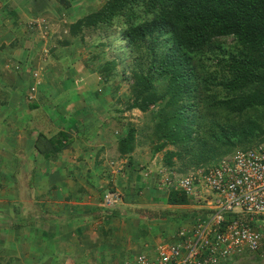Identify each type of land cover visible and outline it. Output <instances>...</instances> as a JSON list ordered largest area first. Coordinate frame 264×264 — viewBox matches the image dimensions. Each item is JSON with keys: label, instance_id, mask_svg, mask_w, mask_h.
Masks as SVG:
<instances>
[{"label": "trees", "instance_id": "obj_1", "mask_svg": "<svg viewBox=\"0 0 264 264\" xmlns=\"http://www.w3.org/2000/svg\"><path fill=\"white\" fill-rule=\"evenodd\" d=\"M55 1L67 7L66 0ZM67 27L60 46L74 37L82 42L84 31L117 35L113 50L120 59L131 57L126 109L144 112L158 102L149 139L156 142L153 152L174 148L165 151L167 165L172 157L186 161V167L214 163L235 146L264 140V0H105ZM116 65L112 58L95 70L108 83ZM132 135L128 130L116 138L119 154H129ZM167 192L166 204H187L182 192Z\"/></svg>", "mask_w": 264, "mask_h": 264}, {"label": "crops", "instance_id": "obj_2", "mask_svg": "<svg viewBox=\"0 0 264 264\" xmlns=\"http://www.w3.org/2000/svg\"><path fill=\"white\" fill-rule=\"evenodd\" d=\"M17 2L0 0V45L13 39L12 34H23L21 24L32 10L45 12L54 0H20L18 4L27 5L20 8ZM65 30H58L60 40L67 37ZM69 40L50 46V56L43 61L51 64H45L49 73L37 77L21 63L33 43L28 36L18 38L21 47L11 54L0 48V264H69L71 241L91 239L72 234V228L119 213L118 207L109 210L101 200L106 188L113 190L104 183L117 175L108 168V153L115 152L124 162L118 169L131 164L116 152L115 133L100 109L99 88H89L94 80L77 64L79 40ZM17 65L16 73L12 69ZM5 129L11 131L5 134ZM57 135L60 140L54 139ZM137 196L121 203L147 205Z\"/></svg>", "mask_w": 264, "mask_h": 264}, {"label": "rangeland", "instance_id": "obj_3", "mask_svg": "<svg viewBox=\"0 0 264 264\" xmlns=\"http://www.w3.org/2000/svg\"><path fill=\"white\" fill-rule=\"evenodd\" d=\"M66 1L67 7L61 9L54 0L50 6H47L45 12H39L38 8H36V11L32 10L35 9V5L34 7L28 6V10H32V13L27 16L28 18L22 15L24 19L27 18L25 19V23L21 24L23 34H17L16 36L12 34L11 37L13 39L7 43H2L3 53L11 54L13 50L21 47V44L17 42L18 38L28 36L31 39L33 43L29 46L30 52L26 60L21 63L26 65L28 72L35 74L33 75L35 77L38 74L41 75V73L45 75L49 73L48 71L46 72V69L47 65L51 66V64L43 63V61L50 56V46L54 43L56 44V40H60L58 30L61 31V28L66 26L65 32L67 33V26L69 24L82 14H85V12L97 9L105 0H85V2L84 0ZM18 2L15 3L17 8L23 5L27 6L21 2L18 4ZM8 8L10 9L11 6L8 5ZM22 13L27 14V11H22ZM7 26L9 28L10 25L7 23ZM111 31H105L104 29L94 30L90 33L84 31L82 42L80 40L78 42L79 57L76 61L81 66V69L84 68L86 72L84 74H89L94 80V83L89 88L91 90L99 88V91L97 89V93L101 94L102 99V107L100 109L102 110V115L105 114V116L108 115L109 117L107 118L108 125L111 126L112 132L115 133L114 146L117 145L116 138L123 137L128 130L133 131L130 155H121L116 149L118 156L120 158L123 157L131 165H128L130 167H126V169H118L124 162L120 163L114 157L116 155L115 152L108 153L107 159L110 161L108 168L114 171L113 174L117 175L108 180L107 183H104V185L106 187L109 184L113 190H117L120 193V202L113 207L107 208L111 210L118 207L120 214L118 213L117 216L115 215L116 217L114 215L112 217L108 213L106 218L104 216H97L87 222L90 223L87 226L80 225L76 228L73 227L71 230L72 234L78 236L82 234L87 239L88 237L91 239L83 243L71 241L67 250L70 252L66 255L69 264H121L119 262L123 260L120 258V253L128 255L133 251L138 252L142 244L148 246L145 250L152 249L155 242L165 239L173 230L188 220V215L184 214L186 207L166 204L165 200L168 192L160 182L161 173L168 177H174L204 168L212 163L198 166L187 165L186 167V161L180 162L177 158L172 157V164L167 165L164 154L167 150H174L171 145H166L159 151H152V144L156 142L153 141L151 143L149 139L150 127L153 123V115L158 109L159 104L158 102L150 103L144 112L137 108L126 109V105L130 100L129 85L132 82L130 78L131 57L129 59H120L118 56L119 52L113 50L115 48L112 47L113 38L117 37V35ZM13 41H16V43ZM224 41L228 44L231 42V39L225 38ZM96 42L103 45H98ZM107 42L111 44H106ZM112 58L117 60V65L116 69L113 70L112 79L107 83L100 78L95 67L104 60ZM90 60H93V62ZM17 66L12 71L19 72L20 66ZM55 71L56 73L60 72L59 70ZM9 131L11 130L5 129L4 132L7 134ZM252 142L255 143L257 140H253ZM237 148L241 147L235 146L229 153ZM110 166L113 168H110ZM183 167L184 169H182ZM120 170H122L121 174L118 173ZM109 188L111 187L106 188L105 191H108ZM137 195H142L148 201L147 205L127 207L121 203L124 201L123 199L129 200L131 198L132 200L134 197L140 198ZM125 207L128 210L124 209ZM162 209L168 211L166 217L158 215ZM232 264H264V245L259 252L254 254L253 258L249 259L247 256H244L239 260L233 261Z\"/></svg>", "mask_w": 264, "mask_h": 264}, {"label": "built area", "instance_id": "obj_4", "mask_svg": "<svg viewBox=\"0 0 264 264\" xmlns=\"http://www.w3.org/2000/svg\"><path fill=\"white\" fill-rule=\"evenodd\" d=\"M35 75V74H33ZM165 190L187 198L188 220L152 249L121 264H232L264 245V140L237 148L204 168L160 175ZM117 190L102 194L106 207L120 202ZM148 246L145 244L144 248Z\"/></svg>", "mask_w": 264, "mask_h": 264}]
</instances>
